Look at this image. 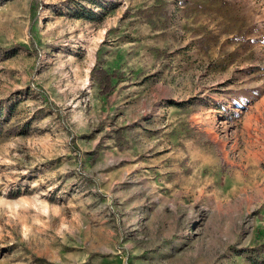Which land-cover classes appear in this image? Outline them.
Returning <instances> with one entry per match:
<instances>
[{
	"label": "rangeland",
	"instance_id": "obj_1",
	"mask_svg": "<svg viewBox=\"0 0 264 264\" xmlns=\"http://www.w3.org/2000/svg\"><path fill=\"white\" fill-rule=\"evenodd\" d=\"M0 122V264L264 261V0H0Z\"/></svg>",
	"mask_w": 264,
	"mask_h": 264
},
{
	"label": "trees",
	"instance_id": "obj_2",
	"mask_svg": "<svg viewBox=\"0 0 264 264\" xmlns=\"http://www.w3.org/2000/svg\"><path fill=\"white\" fill-rule=\"evenodd\" d=\"M112 74L113 73H110L106 68L102 66H95L93 68V76H96V78L99 80L103 89H105V92L109 91L112 88V85H111ZM1 127H2V124L0 122V129ZM255 264H264V261L262 260Z\"/></svg>",
	"mask_w": 264,
	"mask_h": 264
}]
</instances>
